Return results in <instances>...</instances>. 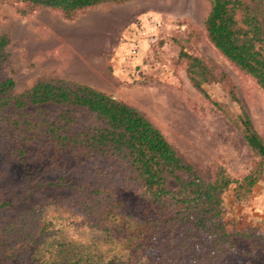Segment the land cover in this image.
Instances as JSON below:
<instances>
[{
    "label": "trees",
    "instance_id": "1",
    "mask_svg": "<svg viewBox=\"0 0 264 264\" xmlns=\"http://www.w3.org/2000/svg\"><path fill=\"white\" fill-rule=\"evenodd\" d=\"M128 1L0 0L56 10L65 19ZM206 2L207 41L264 92V0ZM6 44L0 37V65ZM177 59L191 88L248 148V172L232 180L218 170L202 180L146 117L87 85L38 82L15 95L13 80L0 78V264H180L190 243L207 246L210 258L214 248L233 246L220 218L222 195L233 184L232 200L245 202L256 184L264 185V135L213 62L182 50ZM207 84L218 86L238 114L209 100ZM52 203L80 218L72 225L86 228L84 238L72 239L46 219ZM242 238V254H256L258 239Z\"/></svg>",
    "mask_w": 264,
    "mask_h": 264
},
{
    "label": "rangeland",
    "instance_id": "2",
    "mask_svg": "<svg viewBox=\"0 0 264 264\" xmlns=\"http://www.w3.org/2000/svg\"><path fill=\"white\" fill-rule=\"evenodd\" d=\"M207 11L206 0H130L99 4L65 19L56 10L0 2V37L7 40L0 78L13 80L15 95L38 82L87 83L146 117L202 180L211 181L218 170L238 180L253 158L237 131L191 88L177 55L182 50L222 70L260 135H264V92L207 41L203 30ZM149 15L160 26L144 42L137 60L139 77L131 78L117 56L119 37L129 24ZM105 61L109 71L103 76ZM204 89L209 100L238 114V106L218 86L207 84ZM232 188L233 184L222 195L220 218L233 246L214 248L210 258L204 253L207 246L190 243L180 264H264V185L256 184L245 202L232 200ZM45 216L62 234L75 240L85 237V227L72 225L80 218L64 205L52 203ZM247 234L258 239L259 248L245 257L242 237Z\"/></svg>",
    "mask_w": 264,
    "mask_h": 264
},
{
    "label": "built area",
    "instance_id": "3",
    "mask_svg": "<svg viewBox=\"0 0 264 264\" xmlns=\"http://www.w3.org/2000/svg\"><path fill=\"white\" fill-rule=\"evenodd\" d=\"M160 23L153 17L143 16L125 27L119 37L117 56L122 63L126 74L131 78L139 77L136 67L139 65L140 53L144 42L149 40Z\"/></svg>",
    "mask_w": 264,
    "mask_h": 264
},
{
    "label": "crops",
    "instance_id": "4",
    "mask_svg": "<svg viewBox=\"0 0 264 264\" xmlns=\"http://www.w3.org/2000/svg\"><path fill=\"white\" fill-rule=\"evenodd\" d=\"M106 71L108 72L109 70H108V65H107V63L105 61V62H103L102 70L100 71V73H102V75L105 76L106 75ZM109 76H111L110 73H109ZM82 84L88 85L87 83H82Z\"/></svg>",
    "mask_w": 264,
    "mask_h": 264
}]
</instances>
